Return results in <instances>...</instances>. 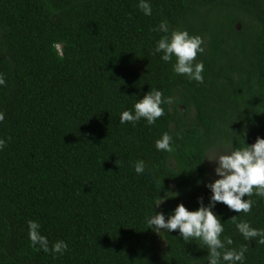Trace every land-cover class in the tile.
Masks as SVG:
<instances>
[{"label":"trees","instance_id":"trees-1","mask_svg":"<svg viewBox=\"0 0 264 264\" xmlns=\"http://www.w3.org/2000/svg\"><path fill=\"white\" fill-rule=\"evenodd\" d=\"M147 2L150 16L139 0H0V264H207L199 241L147 229L145 218L167 219L180 203L194 211L201 198L207 206L206 184L218 177L206 154L264 139V0ZM162 20L202 37V84L152 55ZM153 88L173 98L165 115L121 124ZM164 132L173 153L155 148ZM166 193L177 195L154 207ZM250 198L246 215L211 210L230 247L247 243L244 264H264V245L245 242L229 220L264 229V198ZM29 219L49 247L62 240L68 250L33 251Z\"/></svg>","mask_w":264,"mask_h":264},{"label":"clouds","instance_id":"clouds-1","mask_svg":"<svg viewBox=\"0 0 264 264\" xmlns=\"http://www.w3.org/2000/svg\"><path fill=\"white\" fill-rule=\"evenodd\" d=\"M137 6L145 15L152 14L151 5L147 0H139ZM152 31L163 33L156 41L152 55L162 53L160 59L171 63L174 74L186 76L189 80L202 84L204 82L202 75L204 65L203 62L197 61V56L204 52L202 37L190 35L187 30L170 29L167 22L163 20L158 26L152 28ZM52 47L58 58L62 60V43L54 42ZM4 85H6L5 77L0 74V86ZM172 103L171 96L165 97L162 91L153 88L144 94L142 99H136L132 110L123 111L119 116V121L121 124L132 123L135 125L143 119L148 125H153L165 115L162 105H171ZM3 120L4 114L0 112V122ZM154 143L158 151L167 153L175 151L173 137L168 132L162 133ZM6 144L5 139H0V150H3ZM205 159L217 165L214 173L218 178L206 184V187L211 191L209 204L204 206L201 198L200 206L194 211L188 210L183 203L177 204L167 219L162 212L154 213L153 211L145 218L147 229H152L157 233H160L161 229H164L165 232L178 230L179 236L185 244L199 241L203 249L207 250V256L204 257L207 264H244L245 253L248 250L247 243L239 249L230 247L234 241L230 236L221 238L225 231L224 223H221L220 218L211 209L215 204L222 203L229 210L246 215L252 211L255 203L250 197L264 198V139L258 136L251 145L244 141L242 146L232 148L229 145L228 150L223 152L213 150L206 154L203 160ZM145 167L143 160H138L133 165L137 174H143ZM162 179L157 181L158 185L162 186ZM176 195V193H166L165 197L158 195L154 201V207L163 204L166 198H173ZM245 197L249 198L245 199ZM229 220L235 225L245 242L251 240L264 245V229L253 228L250 222L238 219L237 215ZM27 227L29 246L33 251L42 250L49 254H63L68 250L67 243L62 240L52 243L49 247L47 237L40 234L38 222L29 219Z\"/></svg>","mask_w":264,"mask_h":264},{"label":"rangeland","instance_id":"rangeland-1","mask_svg":"<svg viewBox=\"0 0 264 264\" xmlns=\"http://www.w3.org/2000/svg\"><path fill=\"white\" fill-rule=\"evenodd\" d=\"M209 164V168H210V171L212 172L211 175L214 176V177H217L214 173V169L215 167L217 166L215 163H208Z\"/></svg>","mask_w":264,"mask_h":264}]
</instances>
